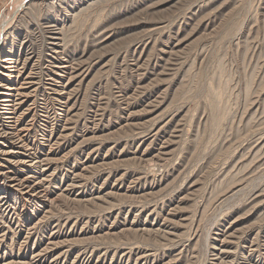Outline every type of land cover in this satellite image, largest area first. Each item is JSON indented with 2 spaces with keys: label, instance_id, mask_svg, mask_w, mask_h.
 Returning <instances> with one entry per match:
<instances>
[{
  "label": "rangeland",
  "instance_id": "obj_1",
  "mask_svg": "<svg viewBox=\"0 0 264 264\" xmlns=\"http://www.w3.org/2000/svg\"><path fill=\"white\" fill-rule=\"evenodd\" d=\"M8 27L0 264H264V0H28Z\"/></svg>",
  "mask_w": 264,
  "mask_h": 264
},
{
  "label": "bare ground",
  "instance_id": "obj_2",
  "mask_svg": "<svg viewBox=\"0 0 264 264\" xmlns=\"http://www.w3.org/2000/svg\"><path fill=\"white\" fill-rule=\"evenodd\" d=\"M27 1L28 0H17V2L15 3V5H14V8L12 9V11H11V13H10V15H9V17H7V15H4L2 18H1V22H0V38L2 37L1 35H2V33H5V30H6V28L11 24V22L13 21V19L15 18V15H16V13H17V11L21 8L22 9V7L27 3ZM37 1V0H36ZM33 2V1H32ZM97 2V1H96ZM100 2V1H99ZM102 2V1H101ZM31 4H33V3H31ZM88 5V4H87ZM91 5V4H90ZM38 6V5H37ZM89 6V5H88ZM35 7V6H34ZM90 7V6H89ZM85 8V7H84ZM91 8V7H90ZM82 9V8H81ZM80 11V10H79ZM78 11V14L80 13ZM86 11V10H85ZM19 13V12H18ZM76 13H77V11H76ZM77 15V14H76ZM82 15V14H81ZM74 17V16H73ZM76 17V16H75ZM82 17H83V15H82ZM83 19V18H82ZM9 28V27H8ZM68 28H69V25H68ZM61 29V28H60ZM62 31V30H61ZM0 44H1V39H0ZM58 45V44H57ZM9 51V50H8ZM62 51V50H61ZM174 53V52H173ZM172 54V53H171ZM8 75V74H7ZM18 77V76H17ZM27 78V77H26ZM24 84V83H23ZM4 87V86H3ZM2 87V88H3ZM19 87V86H18ZM17 90H19V89H17ZM3 92V91H2ZM1 92V93H2ZM5 92V91H4ZM3 92V93H4ZM19 91H17V93H18ZM0 93V94H1ZM27 94V93H26ZM24 95V94H23ZM0 97L2 98L3 96H1L0 95ZM0 98V106H1V100H3V98L1 99ZM19 98V97H18ZM153 99V98H152ZM8 100V99H7ZM6 102V101H5ZM18 102V101H17ZM4 104V103H3ZM10 105V104H9ZM19 105V104H18ZM17 105V106H18ZM2 107V106H1ZM14 108V107H13ZM16 109H17V107H15ZM14 108V109H15ZM6 109H8V108H6ZM16 112V111H15ZM13 111L12 110H9V112H7V110L5 111V109L4 110H2V109H0V139H2L1 137H6L7 135H9V134H13V132H12V127L11 126H7L6 125V123L4 122V120H3V118H7V119H9L8 117H14L13 116ZM15 115V114H14ZM3 116H5V117H3ZM18 116V115H17ZM13 119V118H12ZM15 120V119H14ZM16 120H18V119H16ZM16 122V121H15ZM18 123V122H17ZM13 124V123H12ZM16 124V123H15ZM21 124V123H20ZM157 124V123H156ZM14 125V124H13ZM125 125V124H124ZM23 128V127H22ZM27 128V127H26ZM15 129V128H14ZM144 129V128H143ZM26 134V133H25ZM163 134V133H162ZM18 136V135H17ZM13 137V136H12ZM130 138V137H129ZM137 138V137H136ZM168 138V137H167ZM159 139V138H158ZM170 139V138H169ZM67 140V139H66ZM8 141V140H7ZM7 141H0V153H2V155H9V157H10V155L12 156V157H14L15 155H13V152H15V148H17V150L18 149H20V147L22 146V141H21V139H17V141H15V142H7ZM27 142V141H26ZM16 143V144H15ZM125 144V143H124ZM158 144V143H157ZM14 145V146H13ZM16 145H17V147H16ZM138 145V144H137ZM166 145V144H165ZM26 146V145H25ZM28 148V147H27ZM138 149V148H137ZM16 150V151H17ZM129 153V152H128ZM112 155V154H111ZM12 159V158H11ZM18 159V158H17ZM140 159H141V157H140ZM20 161V160H19ZM49 163V162H48ZM30 165V164H29ZM38 169V168H37ZM142 169H145V168H142ZM152 170V169H151ZM74 171V170H73ZM149 172V171H148ZM150 173V172H149ZM73 175V174H72ZM32 177V176H31ZM13 178V177H12ZM28 178V177H27ZM30 178V177H29ZM24 180H25V178H23ZM44 179H45V177H44ZM18 180V179H17ZM27 180H29V179H27ZM16 181V180H15ZM22 181V180H21ZM39 181H41V180H39ZM19 182V181H18ZM29 182V181H28ZM38 182V181H37ZM1 184V183H0ZM26 184V183H25ZM26 185H28V184H26ZM25 185V186H26ZM16 187V186H15ZM14 187V188H15ZM24 187V186H23ZM32 187V186H31ZM100 188V187H99ZM2 191V190H1ZM80 191V190H79ZM236 191V190H235ZM61 192V191H60ZM84 192V191H83ZM230 192V191H229ZM228 193V192H227ZM232 193H234V192H232ZM232 193H230V194H232ZM33 194V193H32ZM78 195V194H77ZM98 195V194H97ZM14 196H15V193H14ZM84 196V195H83ZM107 196V195H106ZM20 198V197H19ZM102 198V197H101ZM17 199V198H16ZM94 199V198H93ZM105 199V198H104ZM4 196H0V202L1 203H3V204H5V202H7V199L6 200H4ZM95 200V199H94ZM93 200V201H94ZM106 200V199H105ZM87 202L89 201V200H86ZM0 203V204H1ZM5 206H6V204H5ZM10 206V205H9ZM8 206V207H9ZM12 206V205H11ZM14 206V205H13ZM4 207V206H3ZM5 208V207H4ZM11 208V207H10ZM13 209V208H12ZM7 211V210H6ZM6 213V212H5ZM10 214V213H9ZM135 221V220H134ZM4 222V221H3ZM3 225V224H2ZM164 226V225H163ZM28 228V227H27ZM138 229V228H137ZM140 229V228H139ZM168 233V232H167ZM2 239V238H1ZM1 242V241H0ZM4 242V241H3ZM50 243V242H49ZM51 244V243H50ZM45 246V245H44ZM52 248V247H51ZM37 250V249H36ZM44 250H45V248H44ZM48 250V249H47ZM46 250V252H48ZM226 251V249H223V251ZM222 251V252H223ZM39 252V251H38ZM41 253H43V252H41ZM60 254V253H59ZM41 255V254H40ZM218 256V255H217ZM225 256V255H224ZM59 257V256H58ZM216 258V257H215ZM249 258V257H248ZM52 259V258H51ZM59 260V259H58ZM225 260V259H224ZM56 261V260H55ZM225 262V261H224ZM248 262V261H247ZM50 263V262H49ZM254 264V263H253Z\"/></svg>",
  "mask_w": 264,
  "mask_h": 264
}]
</instances>
